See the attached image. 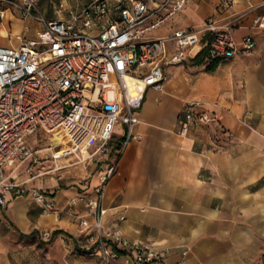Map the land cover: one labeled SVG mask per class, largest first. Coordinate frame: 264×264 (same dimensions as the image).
<instances>
[{
	"label": "crops",
	"instance_id": "crops-1",
	"mask_svg": "<svg viewBox=\"0 0 264 264\" xmlns=\"http://www.w3.org/2000/svg\"><path fill=\"white\" fill-rule=\"evenodd\" d=\"M69 1L59 3L71 6ZM74 1L76 8L91 0ZM222 1L192 0L149 35L199 27L207 18L226 25L242 15L230 35L237 50L247 35L255 47L231 58L199 64L189 58L165 67L160 88L146 89L133 138L116 155V170L104 189L105 228L119 230L131 243L153 244L163 264H264V29L252 26L264 8L243 13L245 0L227 8ZM63 16L56 13L54 19ZM7 18L19 22L17 33L23 24L40 29L33 21ZM3 25L7 30V21ZM193 101L218 122L179 136L177 121ZM120 127L114 130L116 145ZM104 167V158L96 155L82 163L60 160L36 174L27 170L30 175L21 179L17 168L11 178L22 193L7 192L0 207V264H99L86 250L69 201L91 198ZM67 168L78 171L59 174ZM33 192L45 194L53 210L43 212ZM84 201L75 213H86Z\"/></svg>",
	"mask_w": 264,
	"mask_h": 264
},
{
	"label": "built area",
	"instance_id": "built-area-1",
	"mask_svg": "<svg viewBox=\"0 0 264 264\" xmlns=\"http://www.w3.org/2000/svg\"><path fill=\"white\" fill-rule=\"evenodd\" d=\"M190 1L91 0L67 10L62 18L46 20L36 9V0H0V26L7 21L6 35L12 23L8 14L40 26L30 37V27L23 24L14 35L16 46L0 45V207L4 208L7 192L22 193L21 184L11 176L39 152L28 151L25 139L37 132L49 135L51 141L58 136L61 143L52 141L47 149L54 163H82L96 155L105 162L93 196L69 201L70 212L86 238V250L99 264L164 263L153 244L131 243L119 230L104 226L102 198L116 170V155L133 138L131 128L138 123L144 93L150 87L160 88L165 67L183 64L203 49L205 60L210 61L231 58L237 51L246 54L255 47L247 35L237 50L230 35V27L242 15L226 25L207 18L199 27L148 36ZM233 2L223 0L220 6L227 8ZM245 5L243 13H249L264 8V0H245ZM252 26L264 29V14L255 15ZM217 122L215 113L202 103L188 102L177 121V134L186 136ZM116 125L124 127L118 145L112 142ZM10 166L14 167L6 174ZM33 196L43 212L53 210L45 194L33 192ZM82 201L84 215L73 211Z\"/></svg>",
	"mask_w": 264,
	"mask_h": 264
},
{
	"label": "rangeland",
	"instance_id": "rangeland-1",
	"mask_svg": "<svg viewBox=\"0 0 264 264\" xmlns=\"http://www.w3.org/2000/svg\"><path fill=\"white\" fill-rule=\"evenodd\" d=\"M59 1L60 0H57V1L56 0H36V9L43 15L44 19L50 20V19L55 18L56 13L62 16L66 13L67 10L75 8L74 5L76 4V2L74 0H70L68 3L71 6H67L65 4L61 5ZM44 11H46V13H44ZM18 25H19L18 21H13L11 23L10 29H9L10 30L9 35H5V32L8 31V29L6 30V28H4V25L0 26V45H12V46L17 45V41L14 35L17 33ZM37 29H38V26L36 24L30 25V32H29L30 37H34L35 30ZM160 31L161 30H158L157 32H160ZM148 36L153 37L154 35L151 34ZM111 94H112L111 92L108 93L109 98H111ZM119 129L122 131L123 127H120ZM49 138H50L49 135H46L42 132H37L33 136H30L25 139V146L28 151L33 152L35 150H39V152L35 154L34 156H32L30 159L26 160L25 163L18 168V171L16 172L18 179L29 176L30 173L29 174L26 173L27 170H30L31 174H36L44 170H50V169L55 168V163L54 161L51 160L50 152L47 150L52 142ZM53 144L58 145L57 142ZM60 154L61 153H59V155ZM13 167L14 166L8 167L5 173L8 174ZM76 171H78V168H67L59 172V174L60 175H70Z\"/></svg>",
	"mask_w": 264,
	"mask_h": 264
},
{
	"label": "trees",
	"instance_id": "trees-1",
	"mask_svg": "<svg viewBox=\"0 0 264 264\" xmlns=\"http://www.w3.org/2000/svg\"><path fill=\"white\" fill-rule=\"evenodd\" d=\"M205 58H206V51L203 49V50H201L195 57H194V61L196 62V63H201L202 61H204L205 60ZM215 60H217V59H213V61H215ZM212 61V60H211ZM212 61V62H213ZM213 66H214V63H211L210 65H209V67L207 68V70H212V68H213Z\"/></svg>",
	"mask_w": 264,
	"mask_h": 264
},
{
	"label": "bare ground",
	"instance_id": "bare-ground-1",
	"mask_svg": "<svg viewBox=\"0 0 264 264\" xmlns=\"http://www.w3.org/2000/svg\"><path fill=\"white\" fill-rule=\"evenodd\" d=\"M5 32V31H4ZM5 35H6V32H5ZM52 141H53V143H55V142H57L58 144L59 143H61V138L60 137H58V136H54L53 138H52ZM43 151V150H42ZM45 151V150H44ZM83 155H85V154H83ZM16 171V170H15ZM14 171V172H15ZM14 172H13V174H14ZM12 174V175H13Z\"/></svg>",
	"mask_w": 264,
	"mask_h": 264
}]
</instances>
